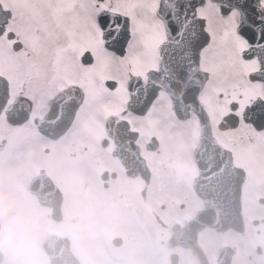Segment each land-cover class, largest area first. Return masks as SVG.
<instances>
[{
	"label": "flooded vegetation",
	"instance_id": "obj_1",
	"mask_svg": "<svg viewBox=\"0 0 264 264\" xmlns=\"http://www.w3.org/2000/svg\"><path fill=\"white\" fill-rule=\"evenodd\" d=\"M65 2L73 5V0H0L2 10L10 13L3 34L0 35V46L4 51L11 52L14 40L26 44L30 38L33 40L38 37L42 40L49 37L51 35L49 26L40 22L41 10L46 11L56 21L61 4ZM144 2L154 11V0ZM108 3L109 0H105L100 9L106 8ZM100 9H97V12ZM158 24L159 20L145 23L142 19L137 24L141 30L140 42L133 48L131 56L134 61L154 59L155 62L144 71L136 69L135 74L144 78L147 72L158 67V46L166 38L165 28L157 27ZM236 26L237 22L231 26V31H235ZM134 31L133 27V35ZM212 34L214 36V33ZM13 35V40L9 39ZM213 40L212 37V42ZM241 43L243 49L247 47L246 42ZM23 60L27 61L25 58ZM241 60L242 76L237 74L232 79L219 77L213 82L217 86L216 92L220 94L221 118L228 114L237 115L240 118L238 128L243 122L241 119L243 108L251 105L256 99L264 101V83L250 80V74L260 69L258 61L245 62L242 58ZM206 62L204 55V67ZM43 70L41 63L38 62L36 65H27L23 78L13 80L9 74H5L9 81V103L16 98L27 99L32 104V116L25 124L18 126L19 128L11 127L13 125L6 120L5 114L0 116V152L3 145L8 142L4 148L8 151L5 155H8L9 159L17 160L16 153L12 156L14 151H20L22 144L27 146L31 136L32 140H35V145L31 154L30 150L27 151L26 167L18 168L19 170L15 167H6L5 158L0 159L5 168L2 169L0 165V204L1 201H6L11 208L7 222L3 221L0 215V249L5 256L3 264H12L9 257L13 246L12 240L26 237L31 223H38L41 227L40 232H44L47 223L48 233L53 231L61 236H66V232L61 228L67 223L68 233L76 243L82 233L76 232L77 223H86L88 228V224L91 227L97 220L101 222L111 242L109 241L100 253L95 252L97 257L93 256L92 249H86L84 257L75 254L81 264H264V127L258 130L253 124L243 122L246 127L242 132H239L242 128L232 132L220 131L217 124L215 128L217 138L232 153L235 166L245 173L243 185L245 230L242 233L201 235L199 237L201 249H198L197 259L189 250L173 249L169 243L173 224H183L202 204L193 189L197 168L190 147L185 155L184 150L177 151L178 148H174L173 151L164 153L163 159L158 158L159 155L145 150L150 136L142 134L143 127L139 126V144L151 169V184L143 198L142 181L138 178H128L121 165L112 157L115 144L106 135L105 130L70 134L56 142L39 138L32 127L33 120L41 113L45 95H49L53 90L44 88L42 84L35 85L39 81L30 82L29 79L35 78L36 74L42 73ZM208 71L211 78V70ZM81 77L84 83L90 78L87 74ZM206 93H215L214 88H208ZM204 95L205 92L203 98ZM38 99L41 102L38 103ZM137 121L138 125L142 122L140 119ZM194 131L182 128L181 137L187 138V144L194 140ZM219 134H223V137L221 138ZM14 138H19L17 143L13 141ZM177 159L182 161L178 162ZM30 162L36 165L35 173L29 172ZM82 165L87 171L86 181L77 182V168H82ZM39 171H45L52 178L63 193L64 205L71 206L68 218H64L63 213V220L60 223H55L45 209L34 212L25 203L24 197L26 198L29 191V181ZM8 174L17 177L15 186L9 185L12 179L8 183L5 182ZM78 186L80 191L76 193ZM253 192L257 194L252 195ZM80 203L84 204L78 205ZM247 203L255 207L249 208ZM158 216L165 227L156 222ZM117 243L119 244L116 245Z\"/></svg>",
	"mask_w": 264,
	"mask_h": 264
},
{
	"label": "rangeland",
	"instance_id": "obj_2",
	"mask_svg": "<svg viewBox=\"0 0 264 264\" xmlns=\"http://www.w3.org/2000/svg\"><path fill=\"white\" fill-rule=\"evenodd\" d=\"M60 12L61 14L59 18H62V20H64L65 17H73V12L70 8L67 7V5L65 7L62 5ZM201 16L207 18L208 24L210 26L209 30L214 33L213 45L222 44L225 46V54L222 58H214L211 50L208 49L205 53L207 59L205 66L212 72V80H210L209 88H214L215 93H205L203 100L205 101L204 105L206 107V110L210 114V118H212V124L216 128L217 124L219 123V119H221V107L219 105L220 94L216 92L217 86L213 82L219 77H229L230 79H232L237 74L242 76L243 67L240 56L242 43L237 39L236 36H234V31H231L232 23L234 25L237 20L236 15L223 17L213 6H210L208 4L204 9L201 10ZM140 20L141 19L138 17H133L132 29L133 27L135 28V35L133 36L131 43L127 47V56L121 58H118L113 54L105 51L102 45L95 43V41L100 37V31L96 26L95 17L87 21L82 17L74 18V22L82 27L86 32V36L81 39H73L71 25H69L68 31L65 32L64 29L68 26L67 25L63 26V35L59 37L57 35L55 37V32L53 36V31L51 30V36H49L52 39L51 41L47 40L48 37L42 38V40L36 39L33 41L31 38L28 40V44L25 46L23 53H31V56L34 58L40 56V59H43V63L46 62L47 64L46 68L44 69L46 72L42 71V73H37L35 78L29 79L30 82L37 80L39 81L38 85L40 83L44 88L52 89L54 87L47 84L46 79L44 81V84L41 83L45 76L46 78L48 76V81L50 83H53V77L57 75V78L54 77V83L57 84L56 86H63L64 83H66L67 86L69 82L72 81L71 73H75L74 79L76 81H79L81 79L80 76L82 71L92 76L91 84L87 85L86 101L79 113V120L74 130L76 129V131H81L83 128H85V126L87 125L86 118H89L88 121H90L89 123L92 124V119L96 118V121H100L107 115L122 110L123 106H125L128 95L127 93H125L124 89L120 88L113 92L109 91L103 85L104 80L119 81L123 87L130 73L133 74L136 69L138 71H144L148 67L152 66L153 63H155L154 59H146L143 61H137L138 59H135L134 61L131 56L133 48L137 43L140 42L141 30L137 27V24ZM85 38L90 39L86 41ZM82 41L86 43L90 42V45H87L88 47L90 46L89 49L92 50L91 53L94 58L93 64L91 66H88L87 68H82V66L80 65L79 56L85 49V45H82ZM28 64L29 63H24L23 60H20V57H18V53H15L13 51H4L3 47L0 46V70H11L12 73L14 72V74H16L15 78L19 79L23 78L22 75L26 73L25 68ZM19 72H21V74L18 76ZM229 78L227 79L229 80ZM242 81L244 83V79H242ZM53 94H55L54 91L52 92V95ZM152 110L154 111L151 117H148L145 120H143V118L140 119L142 120V122L139 126L143 127L142 134H146L145 136H147V134L155 136L160 140V151L158 150L159 152H156V154L160 155V153L164 149L173 151L172 149L178 148L176 150H184L185 155L189 147L192 150L194 140L197 142V135L199 133V126L196 118H193V121L189 120L187 122H183L178 121V119H176L174 115L171 116L173 112L171 110L170 101L166 97H164L163 94L157 100ZM131 120L132 122L135 121L133 118ZM97 124L100 125L98 122ZM245 127L246 124H243L242 122V124H240V127L238 128V131L242 128V130L239 131L242 132ZM182 128H184V130L188 129V131H194L195 129V138L192 142H189L187 144V138L183 139L181 137ZM90 131H94V129ZM233 131L234 130H232V132ZM219 136L222 138L223 134H219ZM31 137L28 140L27 146L25 144H22V148L20 151H14L13 155L11 154L12 156H14V154L16 153L15 157H17V160L9 159L8 155H5V152L7 153L8 151H6L4 148L5 146H7L8 142L3 145L2 151L0 152V159L5 158L4 164L6 167H15L17 170H19L21 167H26L25 157L27 155V151L30 150L31 154L33 145H35V142L31 139ZM180 137L182 138V143ZM18 140L19 138H14L13 141L17 143ZM30 140L32 143L30 142ZM43 153H45L44 149ZM162 156L164 157V153ZM177 160L178 162L182 161L181 159ZM0 165L2 166V169H5L1 163ZM29 167V172L36 170V165H34L32 162L29 163ZM79 169L80 168L78 167L77 172H79ZM6 177L7 180L5 182L8 183L12 179V182L9 183V185L15 186V180L17 177H14L13 174H8L6 175ZM1 181L3 183V180ZM76 181H82V178L78 175V173ZM79 191L80 186L76 187V193H79ZM256 194V192L252 193V195ZM24 199H26L25 203L28 204V207L31 211L35 212L40 211L41 209L44 210V208L38 204L36 199L29 192L26 195V198L24 197ZM81 204L84 203H80L78 205ZM0 205L1 218L3 219V221L7 222L11 213L10 205L6 201H1ZM246 205L249 208L255 207V205L251 206L250 203H247ZM200 208L201 207H199L197 211ZM62 209L64 218H68V215L71 211V206L64 205ZM48 211L45 210L46 213H48ZM93 212L94 209L92 210V213ZM47 225L48 224L46 223L44 232H40V225H38V223H31L29 226L28 235L26 237L13 238V246L9 252V257L12 264H49L48 258L43 253L44 251L42 248V242L48 235V232L46 230L48 228ZM61 230L66 232V237H68L72 242V251L79 257H84L86 249H92L93 256L97 257L98 255H96L95 252L98 251L100 253V251L104 249L105 245L110 241L109 235L104 232V227L101 225V222L99 220H97L96 223H92L91 227L88 224V228L86 223H77L76 232L82 233L78 236L79 240H77L76 243L72 235L68 233L69 226L67 223L61 228ZM28 236L30 238H27ZM171 247H175V245H171Z\"/></svg>",
	"mask_w": 264,
	"mask_h": 264
},
{
	"label": "water",
	"instance_id": "obj_3",
	"mask_svg": "<svg viewBox=\"0 0 264 264\" xmlns=\"http://www.w3.org/2000/svg\"><path fill=\"white\" fill-rule=\"evenodd\" d=\"M206 0H196L198 6L204 4ZM212 2L218 3L223 12H229L232 5H237L236 8L241 11V27L246 25H251L254 22L255 16L257 14L264 15V9L262 10L259 0H247L249 7L240 8L238 6L237 0H211ZM228 4L229 8L225 9L224 4ZM253 8L257 9L256 12L253 11ZM264 28V25H261ZM171 31V30H170ZM171 38L177 39L181 38L170 32ZM243 34V33H242ZM244 35V34H243ZM245 36V35H244ZM184 38L188 40L182 43L171 44V54L172 58L170 61H166L164 65V71L168 74V79L160 84V88L170 94L173 100V108L176 111L177 115L181 118H187L191 113L198 115L201 120L207 119V116L199 103V94L202 89V77L200 81V87L191 91V86L193 83L183 82V78L186 76L188 79H193L197 82V69L199 64V54L201 48L204 46L201 41L205 40L206 33L204 32V21L198 20L195 16L191 19L190 22L186 23L184 28ZM246 37V36H245ZM247 38V37H246ZM192 41L197 44L195 50L191 53V57L187 56L186 48L187 46H193ZM263 42V41H262ZM261 42V43H262ZM251 47L253 50L256 49L257 53H260L261 50L250 41ZM187 72V74H186ZM180 85L185 86L180 90ZM174 86V87H171ZM132 104L136 103L137 100L143 98V91L134 90L136 87H132ZM152 95H157V92H153ZM153 97V96H152ZM152 97L149 101H152ZM67 99H62L65 102ZM149 102V103H150ZM78 107V104L76 105ZM53 126V121L49 122L46 127L51 128ZM204 135H208L209 129L204 128ZM207 139V138H206ZM208 139L206 140V142ZM206 208L201 211L198 216L190 221L184 233L189 236L186 240V244L194 246V240L196 234L205 229V228H216L217 230H225L227 228H235L241 223L240 220V204H239V190L233 189H217L213 188L212 190H207L205 196ZM228 199H232V203H228ZM51 251V249H49ZM67 256V254H65Z\"/></svg>",
	"mask_w": 264,
	"mask_h": 264
},
{
	"label": "snow or ice",
	"instance_id": "obj_4",
	"mask_svg": "<svg viewBox=\"0 0 264 264\" xmlns=\"http://www.w3.org/2000/svg\"><path fill=\"white\" fill-rule=\"evenodd\" d=\"M105 0H73L71 10L73 17H65L62 21L63 26L71 25L73 39H81L86 36L85 30L74 22L75 17H82L86 21L96 18L101 30L106 33L107 40H114L122 50H126L127 46L132 41V20L133 17H138L145 23H154L159 20L157 27L163 26L165 30H171L176 36L183 37L185 24L190 22L195 16L198 7L196 0H154V11L149 4L144 0H109L108 6L100 9V5L104 4ZM264 2V0H261ZM240 8L249 7L247 0H237ZM79 6L78 8L76 6ZM237 5H232L236 7ZM225 9L229 8L226 3L223 5ZM97 9H100L97 12ZM114 9H121L114 11ZM163 10V11H162ZM256 12L257 9L253 8ZM200 19L199 17H196ZM40 22L49 26V28L59 37L63 35V26L58 25L46 11L41 10ZM264 15L257 14L254 22L251 25H246L240 28L248 40L261 50H264ZM176 43V41H173ZM205 49L211 50L214 58H222L225 54V46L222 44L213 45L211 38L206 37L201 41Z\"/></svg>",
	"mask_w": 264,
	"mask_h": 264
},
{
	"label": "bare ground",
	"instance_id": "obj_5",
	"mask_svg": "<svg viewBox=\"0 0 264 264\" xmlns=\"http://www.w3.org/2000/svg\"><path fill=\"white\" fill-rule=\"evenodd\" d=\"M57 21H58V25H61V26H63L62 25V18L61 19H57ZM186 25V24H185ZM68 29H69V25L64 29L65 31H68ZM35 39H38V37H35ZM105 46V50L106 51H108V49L111 47V46H108V45H104ZM66 94H68V96H67V98H73V93L71 92V90H69V91H67L66 92ZM62 94L59 96V97H57V98H54L53 100H52V102H51V112H50V114H56V113H61V110H62V108L64 107V102L62 101ZM39 102H41V101H39V99H38V103ZM27 103H28V100L27 99H21L20 101H19V106H17V108H16V110H17V113H16V115H17V118L16 119H11L12 120V122L13 121H16V122H25L26 120H25V116H26V114H24V112H23V110H25L26 109V107L27 108H29L30 110H32V107L30 106V105H27ZM65 110H67V107L65 108ZM21 113V114H20ZM262 114H264V113H262ZM22 115V116H21ZM262 118V117H261ZM258 120V119H257ZM70 124V123H69ZM69 124H65L66 126L65 127H67V126H70ZM44 130L42 129V128H40L39 129V134L40 133H42ZM40 136H41V134H40ZM61 141V140H60ZM219 151V149H218V147H216L215 149H214V152L216 153V152H218ZM225 175V173H222V175H221V177H223ZM230 175H233V176H235L233 173H230ZM230 177H232V176H230Z\"/></svg>",
	"mask_w": 264,
	"mask_h": 264
}]
</instances>
